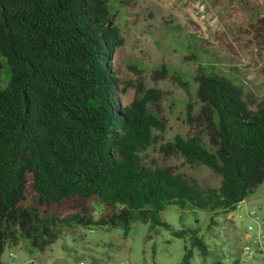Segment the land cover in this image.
Wrapping results in <instances>:
<instances>
[{"label": "trees", "instance_id": "16d2710c", "mask_svg": "<svg viewBox=\"0 0 264 264\" xmlns=\"http://www.w3.org/2000/svg\"><path fill=\"white\" fill-rule=\"evenodd\" d=\"M123 44L108 0H0V58L9 72L0 80V264L3 250L22 241L42 253L74 230L169 228L160 218L168 206L201 211L213 224L264 185V98L250 109L242 87L213 66L193 78L198 110L187 106L186 119L198 132L160 150L203 165L219 187L143 166L140 154L167 120L149 110L160 93L140 77L131 102L119 105L109 55ZM150 78L186 88L163 65ZM172 235L187 238L181 264L212 254L198 229Z\"/></svg>", "mask_w": 264, "mask_h": 264}, {"label": "rangeland", "instance_id": "374dc122", "mask_svg": "<svg viewBox=\"0 0 264 264\" xmlns=\"http://www.w3.org/2000/svg\"><path fill=\"white\" fill-rule=\"evenodd\" d=\"M108 5L124 40L109 55L110 69L119 81V105L131 102L140 77L146 88L160 93L149 110L167 120L165 132L140 154L141 164L171 168L187 182L217 189L220 181L215 173L180 156L165 155L160 148L176 135L192 137L198 132L188 123L186 112L187 106L192 115L198 110L193 78L200 66H213L240 85L250 109L264 98V0H108ZM162 65L171 76L180 75L186 88L171 78L153 82L151 72ZM8 78L0 58L2 85ZM263 204L261 185L233 212L214 217L213 224L201 211L168 206L160 218L169 228L135 224L128 236L121 230H74L60 235L42 253L31 252L22 241L17 248L3 250L1 264H181L187 238H175L172 231L186 228L198 229L213 254L203 259L195 252L190 264H216L217 259L225 264H264Z\"/></svg>", "mask_w": 264, "mask_h": 264}, {"label": "built area", "instance_id": "2783aa9c", "mask_svg": "<svg viewBox=\"0 0 264 264\" xmlns=\"http://www.w3.org/2000/svg\"><path fill=\"white\" fill-rule=\"evenodd\" d=\"M246 250H248V248H246ZM13 258H15V255H12ZM75 264V263H74Z\"/></svg>", "mask_w": 264, "mask_h": 264}]
</instances>
